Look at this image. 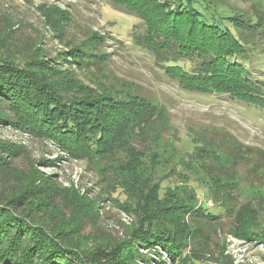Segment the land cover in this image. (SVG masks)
<instances>
[{
	"label": "trees",
	"instance_id": "trees-1",
	"mask_svg": "<svg viewBox=\"0 0 264 264\" xmlns=\"http://www.w3.org/2000/svg\"><path fill=\"white\" fill-rule=\"evenodd\" d=\"M107 1L137 21L128 36L132 47L149 53L154 65L181 90L227 97L264 112V84L251 75L252 70L261 72L263 65H255L258 52L245 41H264V0H240L248 11L230 13L216 0ZM45 26L66 41L70 59L62 54L45 60L39 53L21 58L0 47V127L51 140L76 160H108L120 152L111 178L126 199L115 202L131 206L136 221L116 246L84 251L78 236L85 222L93 224L96 219L87 203L77 192L63 196L73 202L67 220L48 197L31 203L34 197L24 195L29 183L9 167L2 152L11 150L0 143V264H150L139 254L140 248L159 257L164 253L176 262L178 224L186 219L201 229L215 225L217 218L197 204V192L190 184L160 188L159 181L166 176L157 179L130 141L133 132L162 118L161 111L139 89L121 91L112 83L99 90L83 86L77 72L107 76L109 54L103 51V39L91 33L74 46L57 22L48 19ZM2 41H9L8 35ZM195 142L193 152L182 156L176 167L195 176L203 195L224 205L244 149L223 131L196 134ZM219 154L233 168L217 163ZM256 160L254 171L264 165L263 155ZM180 179L190 181L186 176Z\"/></svg>",
	"mask_w": 264,
	"mask_h": 264
},
{
	"label": "rangeland",
	"instance_id": "rangeland-1",
	"mask_svg": "<svg viewBox=\"0 0 264 264\" xmlns=\"http://www.w3.org/2000/svg\"><path fill=\"white\" fill-rule=\"evenodd\" d=\"M216 1L229 13L248 11L240 0ZM48 19L62 26L60 30L65 39L74 46L91 33L103 39V51L109 54L105 66L107 76L77 72L83 86L99 90L112 83L121 91L139 89V93L150 98L161 111L162 118L146 125L141 132H133L130 141L137 154L144 158L141 162L157 179L166 176L165 181H159L160 188L166 189L177 182L182 189L190 184L197 192V204L205 205L217 218L215 225L201 229L186 219L184 224H178L177 264H264V165L255 171L251 168L256 157H264V112L227 97L181 90L177 82L154 65L149 53L132 47L128 36L137 21L107 0H0V38L6 35L9 38L2 41L1 49L21 58L39 53L45 60L47 56L55 58L62 54L70 59L66 54L69 49L66 41L62 42L46 28ZM245 41L258 52L254 57L257 58L255 65L264 68V41L248 38ZM263 68L261 72L252 70L251 75L264 84ZM261 88L264 91V86ZM212 131L231 133L242 145L245 155L235 167V173L232 172L235 182L233 188L227 189L224 205L203 195L195 176L183 167H176L182 156L187 158L193 152L195 135L208 132L210 136ZM0 143L11 150L2 152L9 167L29 183L24 195L34 197L31 203L48 197L49 204L61 210V218L66 220L73 212V202L63 196L77 192L87 203L90 214L96 219L93 224L85 222L78 236V245L84 251L91 252L98 246H116L135 225L134 209L123 208L115 202V199L120 202L126 199L111 178L120 152L108 160H76L51 140L39 139L9 126L0 127ZM216 160L233 168L223 155L219 154ZM182 176L190 178L189 183L181 180ZM226 205L227 210L223 207ZM49 217L53 218V214ZM138 252L150 259V264H176L164 253L161 258L141 248Z\"/></svg>",
	"mask_w": 264,
	"mask_h": 264
}]
</instances>
